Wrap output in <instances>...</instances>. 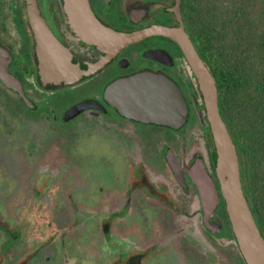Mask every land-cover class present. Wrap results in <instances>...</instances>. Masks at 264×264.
Instances as JSON below:
<instances>
[{
  "label": "flooded vegetation",
  "instance_id": "flooded-vegetation-1",
  "mask_svg": "<svg viewBox=\"0 0 264 264\" xmlns=\"http://www.w3.org/2000/svg\"><path fill=\"white\" fill-rule=\"evenodd\" d=\"M87 2L119 32L182 27L198 51L185 0ZM143 72L179 87L181 125L119 106L115 85ZM218 161L200 77L172 36L116 48L71 0H0V264H248Z\"/></svg>",
  "mask_w": 264,
  "mask_h": 264
},
{
  "label": "trees",
  "instance_id": "trees-1",
  "mask_svg": "<svg viewBox=\"0 0 264 264\" xmlns=\"http://www.w3.org/2000/svg\"><path fill=\"white\" fill-rule=\"evenodd\" d=\"M185 2L237 148L244 193L264 213V0Z\"/></svg>",
  "mask_w": 264,
  "mask_h": 264
},
{
  "label": "water",
  "instance_id": "water-1",
  "mask_svg": "<svg viewBox=\"0 0 264 264\" xmlns=\"http://www.w3.org/2000/svg\"><path fill=\"white\" fill-rule=\"evenodd\" d=\"M71 2L76 6L79 22L99 43L117 48L152 33H161L172 36L181 45L201 80L218 149V174L222 191L242 254L248 264H264V237L244 194L239 156L227 124L220 114L216 82L190 36L182 27L170 29L157 26L133 33L119 32L104 26L94 16H90L87 0H71ZM179 17L181 19V16ZM114 92L116 101L122 109L145 120L179 126L187 115V105L179 87L160 74L139 73L116 84Z\"/></svg>",
  "mask_w": 264,
  "mask_h": 264
}]
</instances>
